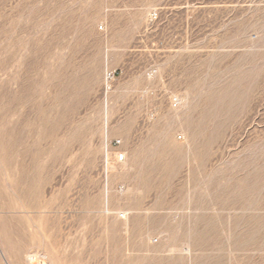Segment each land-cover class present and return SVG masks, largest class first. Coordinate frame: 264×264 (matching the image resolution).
<instances>
[{
    "label": "rangeland",
    "instance_id": "rangeland-1",
    "mask_svg": "<svg viewBox=\"0 0 264 264\" xmlns=\"http://www.w3.org/2000/svg\"><path fill=\"white\" fill-rule=\"evenodd\" d=\"M0 264H264V0H0Z\"/></svg>",
    "mask_w": 264,
    "mask_h": 264
},
{
    "label": "built area",
    "instance_id": "built-area-1",
    "mask_svg": "<svg viewBox=\"0 0 264 264\" xmlns=\"http://www.w3.org/2000/svg\"><path fill=\"white\" fill-rule=\"evenodd\" d=\"M178 100H174V104H177ZM118 162H123L125 161V155L124 154H118L117 158Z\"/></svg>",
    "mask_w": 264,
    "mask_h": 264
},
{
    "label": "bare ground",
    "instance_id": "bare-ground-1",
    "mask_svg": "<svg viewBox=\"0 0 264 264\" xmlns=\"http://www.w3.org/2000/svg\"><path fill=\"white\" fill-rule=\"evenodd\" d=\"M6 120V119H5ZM7 133V132H6ZM32 259H33V257H32Z\"/></svg>",
    "mask_w": 264,
    "mask_h": 264
}]
</instances>
